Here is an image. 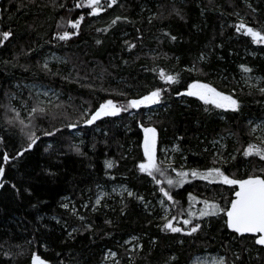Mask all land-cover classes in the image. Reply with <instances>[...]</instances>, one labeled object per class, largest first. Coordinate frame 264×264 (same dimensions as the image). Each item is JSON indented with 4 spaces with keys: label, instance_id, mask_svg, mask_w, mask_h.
Listing matches in <instances>:
<instances>
[{
    "label": "trees",
    "instance_id": "1",
    "mask_svg": "<svg viewBox=\"0 0 264 264\" xmlns=\"http://www.w3.org/2000/svg\"><path fill=\"white\" fill-rule=\"evenodd\" d=\"M87 2L0 4V33H11L7 40L0 35V264H32L33 254L45 264H97L108 249L116 253L115 264H189L204 252L222 255L225 264H264V246L255 236L228 229L223 212L199 214L205 200L229 207L234 186L191 176L192 170L216 167L230 178H264V160L243 155L249 144L264 148L252 131L255 120H264V42H253L246 28L237 31L243 23L264 35V0H116L112 7H107L111 0H100L96 15ZM80 3L85 6L76 7ZM81 17L78 29L69 26ZM64 31L70 38L59 40ZM52 52L63 62L45 68L43 57ZM161 70L179 82L166 83ZM246 75L259 76L261 85H246ZM26 82L60 91L44 107L47 115L31 122L29 109L36 101ZM193 82L232 95L238 109H217L182 95ZM157 88V104L84 124L106 100L126 106ZM6 103L20 112L24 133L15 120L9 123ZM145 127L156 130L157 165L165 172L155 173L159 184L138 168ZM30 131L40 139L20 156ZM221 136L224 145L215 142ZM177 171L189 172L188 182L170 188L167 179L176 180ZM118 182L133 195L92 207L98 185ZM66 197L74 200L77 214L62 205ZM158 198L169 205L166 215ZM186 219L191 223L184 225ZM167 220L181 231L162 230ZM133 235L138 245L129 250L123 242Z\"/></svg>",
    "mask_w": 264,
    "mask_h": 264
},
{
    "label": "snow or ice",
    "instance_id": "2",
    "mask_svg": "<svg viewBox=\"0 0 264 264\" xmlns=\"http://www.w3.org/2000/svg\"><path fill=\"white\" fill-rule=\"evenodd\" d=\"M116 3V0H111L110 3L107 4V7H112L113 4ZM84 4H77L76 7H83ZM92 11L90 14L96 15L102 10V6L100 0H88L87 5ZM83 19L81 17L79 20L72 22L69 21V26L74 29H78L80 25V21ZM119 19V17H117ZM113 24L116 23V20L112 21ZM59 27V26H58ZM245 35H248L252 38L253 42L261 43L264 42V35H262L259 31L253 30L251 27H246L243 23L237 26V31L239 32L241 29H245ZM2 35L3 40H7L11 35L10 32L0 33ZM59 40H67L70 38V33L68 31H64L63 34H58L57 37ZM175 39V37H173ZM2 43V41H0ZM97 43H100L97 41ZM47 68V64L44 65ZM245 72L251 71L248 68L243 69ZM160 78L165 80L168 84L178 83V78L173 75H166L163 70L160 71ZM261 92L264 93V89H261ZM47 96V93H44ZM182 95H187L190 97H196L200 101H202L205 105H212L217 109L224 110H232L236 111L239 107L238 101L233 98L232 95L224 94L218 91L215 87L207 83L193 82L187 85L186 92L182 93ZM161 98V89L157 88L153 91H150L148 94L138 98L131 99L127 101L126 106H118L112 100H106L105 102L99 104V107L95 109L94 112L91 113L90 118L84 119V123L86 125H92L96 121L100 120L102 117H110L117 116L122 111H128V109H139L141 106H149L153 104H157L160 102ZM27 102H22V107L26 106ZM43 101H40L37 98V102L29 109L30 122L34 121L37 116H46L47 112L44 107L41 105ZM9 111L15 112V116L19 118L20 112L15 108L9 107ZM207 111V109H206ZM83 116H88V113L85 112ZM12 121H9L11 123ZM20 123L23 125L24 121L20 120ZM34 126V125H33ZM68 128L77 127L76 124H68L66 125ZM56 131H60L57 129ZM144 132V140H143V155L144 161L139 163L138 168L141 173H146L148 176L152 177L157 184L160 183L158 179L155 177V173H159L160 175H165L163 169L159 168L157 165L156 159V130L154 128L145 127L143 128ZM43 135L45 136H53L55 132L52 131H44ZM40 139L39 136L36 135L34 131H30L27 134V140L29 141L27 147L24 148L18 155L22 156L24 152L29 151L32 147L37 143ZM78 150V149H77ZM243 155L245 157H249L252 155L258 156L261 160H264V148H259L256 145L249 144L247 148L243 150ZM4 161L7 162L9 157L7 154L3 157ZM235 159V157H233ZM215 163V162H214ZM106 168H111L112 163L110 161L105 162ZM175 171V169H173ZM264 171V170H262ZM4 172L3 167H0V175ZM189 176V172L186 171H177L176 172V180L171 178L167 179V184L169 187L175 186H183L187 183V177ZM191 176L193 179H200L207 181L209 184L219 183L228 186H234L232 191L234 193V199L230 201V206L227 208H221L219 204L209 203L207 200L203 201L204 208L200 211V216H216L221 212L227 217L225 223L228 229H231L237 234H252L255 236V243L257 245L264 246V178L259 175H249L246 179H238L235 176L230 178L229 175H226L224 171L220 168H210L207 171L199 172L197 170L191 171ZM3 185H0L2 187ZM238 189V190H237ZM160 192L163 193V196L167 198V200H173V196L170 195L169 191H166L164 188H160ZM129 196H132L133 193L129 192ZM189 200H195L191 194H189ZM97 204L100 203V200L97 199ZM87 206V205H85ZM67 207V205H64ZM191 215V213H189ZM175 219V217H173ZM184 225H188L191 223L190 220H184ZM200 225H195L192 227L191 232L188 234L196 232L199 229ZM162 230H170L173 233L180 232L181 228L175 227L172 224V220H167V222L163 225ZM256 234H259L258 236ZM32 264H45V261L42 260L36 254L32 256ZM218 264H224V260L221 259Z\"/></svg>",
    "mask_w": 264,
    "mask_h": 264
},
{
    "label": "rangeland",
    "instance_id": "3",
    "mask_svg": "<svg viewBox=\"0 0 264 264\" xmlns=\"http://www.w3.org/2000/svg\"><path fill=\"white\" fill-rule=\"evenodd\" d=\"M62 59L63 58L61 56L52 52V53H49L48 55L43 57V64L44 65L47 64V66H50V64H59L60 62H63ZM244 81H245V84L248 86L259 87L261 85L260 84V81H261L260 77L255 76V75H252V76L246 75L244 78ZM23 86L28 91H30L32 93L36 102H37V98L40 101H43V104L41 105L42 107H49V105L54 100L56 101V99H58V97L60 96L59 90L54 89L52 87H48L44 84L26 82V83H23ZM16 87L18 88V90H20V85L18 86V84H16ZM262 88H264V86L260 87V89H262ZM44 93H47V96H45ZM224 94H226V93H224ZM9 107L13 108L12 105H8L6 103L4 112H6L8 115H10V118H7V119L9 121L15 120L16 123H19L20 126L23 128L22 132L24 133L26 131L25 128H27L26 127L27 125L25 124L26 122H24V124L22 125L20 123V118H17L15 116V112L8 110ZM85 109L82 108V111L87 112V110H85ZM21 120L24 121V119H22V118H21ZM252 131L258 140H260L261 142H264V120H261V119L255 120L252 123ZM222 137L223 136H221L219 138V141L216 140L215 142L224 145V142H222V139H223ZM143 138H144V134H143ZM171 147L175 149V146H171ZM129 192H130V189L123 182L112 183L108 186L98 185L96 187V190H95V195H94V198L92 201V207L98 206L100 204V203L99 204L96 203L97 199H99L100 202H101V200H109V199L118 200V199L122 198L124 195H128ZM87 201L88 200L86 199L80 205H82V207H85V205L87 204ZM157 204H158V207H159L161 214L166 215L167 212L169 211V205L167 203H165L162 198L157 199ZM62 205L63 206L67 205V207H65V208L68 209L70 212L75 213V214L78 213V207L76 206L73 199H70L69 197L64 198ZM123 244L129 250L130 249L133 250L138 245V237L134 236V235L129 236L124 240ZM221 259L224 260L222 255H220L218 253L204 252V253H200V254H195L192 257V259L190 260L189 264H218V262ZM116 261H117L116 253L114 251L108 249L104 252L103 259L100 262H98L97 264H115ZM224 264H225V260H224Z\"/></svg>",
    "mask_w": 264,
    "mask_h": 264
},
{
    "label": "water",
    "instance_id": "4",
    "mask_svg": "<svg viewBox=\"0 0 264 264\" xmlns=\"http://www.w3.org/2000/svg\"><path fill=\"white\" fill-rule=\"evenodd\" d=\"M1 1H2V0H0V4H1ZM0 10H1V6H0ZM89 118H90V117H89ZM85 125H86V124H85ZM244 235H252V234H247V233H246V234H244ZM258 235H259V234H258ZM36 255H37V254H36ZM37 256H38V255H37Z\"/></svg>",
    "mask_w": 264,
    "mask_h": 264
}]
</instances>
